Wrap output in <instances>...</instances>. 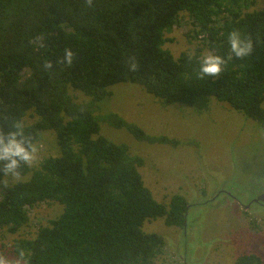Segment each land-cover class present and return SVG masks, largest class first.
Listing matches in <instances>:
<instances>
[{"label":"trees","instance_id":"trees-1","mask_svg":"<svg viewBox=\"0 0 264 264\" xmlns=\"http://www.w3.org/2000/svg\"><path fill=\"white\" fill-rule=\"evenodd\" d=\"M183 13L192 35L214 55L227 58L228 34L250 36L253 53L234 56L219 77L200 78L202 49L174 56L164 47L166 33ZM37 36H43L38 46ZM65 48L76 54L69 67L58 63ZM130 58L138 69L130 71ZM53 64L45 70V61ZM136 84L163 105L207 111L213 99L264 128V0H0V127L24 124L33 142L53 131L59 154L2 191L0 230L17 233L29 221V208L55 201L63 212L34 238H19L13 252L21 264H153L165 239L144 230L146 221L164 218L184 228L190 204L180 194L158 202L145 185V160L125 143L101 134L102 119L148 143L178 145L153 136L116 113L96 115L109 87ZM80 91L88 101L80 102ZM30 113L38 119L25 122ZM2 167V166H0ZM236 264H263L254 253Z\"/></svg>","mask_w":264,"mask_h":264},{"label":"rangeland","instance_id":"rangeland-1","mask_svg":"<svg viewBox=\"0 0 264 264\" xmlns=\"http://www.w3.org/2000/svg\"><path fill=\"white\" fill-rule=\"evenodd\" d=\"M187 13L166 33L164 47L178 57L203 47L192 35ZM77 101H88L80 91ZM113 112L148 134L166 136L178 145L148 143L135 139L125 129H117L102 119L101 134L144 158L139 170L154 198L168 204L180 194L190 204L185 228L169 226L164 218L145 222L144 230L166 241L164 252L153 264H236L241 254L259 255L264 264V202L253 201L264 193V128L228 104L212 100L207 111L173 104L163 105L143 87L119 83L109 87V95L98 105L97 116ZM38 119L30 113L25 122ZM35 168L46 157L57 156L59 146L53 131H44L36 142ZM19 179L5 177L1 191ZM254 204V205H253ZM63 206L48 201L29 208V221L19 232L0 230V256L10 264H21L13 252L19 238H34L39 229L51 224Z\"/></svg>","mask_w":264,"mask_h":264},{"label":"clouds","instance_id":"clouds-1","mask_svg":"<svg viewBox=\"0 0 264 264\" xmlns=\"http://www.w3.org/2000/svg\"><path fill=\"white\" fill-rule=\"evenodd\" d=\"M87 5L91 6L93 0H86ZM43 36H37L36 41L38 46H43ZM228 44L230 53L227 58L207 54L202 57L199 64L200 78L204 77H219L224 71L228 61L234 56L237 59H243L250 56L254 51V43L250 36H244L238 30H233L228 34ZM76 54L70 48H65L60 64L71 66ZM130 71L135 72L138 69V63L135 58H130ZM45 70H51L53 64L50 61H45L43 64ZM9 131H5L0 127V173L6 177L19 179L21 176L20 169L22 165L31 167L37 160L38 147L33 142L31 136L26 135L24 124L20 121H15L11 125ZM0 264H10L9 259L0 256Z\"/></svg>","mask_w":264,"mask_h":264},{"label":"water","instance_id":"water-1","mask_svg":"<svg viewBox=\"0 0 264 264\" xmlns=\"http://www.w3.org/2000/svg\"><path fill=\"white\" fill-rule=\"evenodd\" d=\"M256 202H264V193L255 199Z\"/></svg>","mask_w":264,"mask_h":264},{"label":"flooded vegetation","instance_id":"flooded-vegetation-1","mask_svg":"<svg viewBox=\"0 0 264 264\" xmlns=\"http://www.w3.org/2000/svg\"><path fill=\"white\" fill-rule=\"evenodd\" d=\"M261 195H262V194H261ZM258 197H259V196H258ZM253 203H254V204H255V203H256V204H257V203L261 204V202H256L255 200L253 201ZM254 204H253V205H254ZM184 228H185V227H184Z\"/></svg>","mask_w":264,"mask_h":264}]
</instances>
